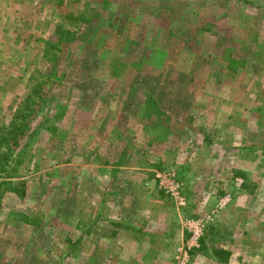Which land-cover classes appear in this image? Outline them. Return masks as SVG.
<instances>
[{
	"label": "rangeland",
	"instance_id": "obj_1",
	"mask_svg": "<svg viewBox=\"0 0 264 264\" xmlns=\"http://www.w3.org/2000/svg\"><path fill=\"white\" fill-rule=\"evenodd\" d=\"M158 256L264 264V0H0V264Z\"/></svg>",
	"mask_w": 264,
	"mask_h": 264
},
{
	"label": "built area",
	"instance_id": "obj_2",
	"mask_svg": "<svg viewBox=\"0 0 264 264\" xmlns=\"http://www.w3.org/2000/svg\"><path fill=\"white\" fill-rule=\"evenodd\" d=\"M155 180L159 189L165 191L166 193H170L173 197L179 199L181 204H183V198L180 194L182 185L181 182H179V179L176 178L175 170L173 168H168L161 172H157L155 174ZM188 224L190 226H193L197 224V222L189 221ZM196 230H192L191 228H189V231L192 232V235L189 245L187 243L188 248H190V246H198L197 240L201 233L200 230ZM191 240H193V242Z\"/></svg>",
	"mask_w": 264,
	"mask_h": 264
},
{
	"label": "crops",
	"instance_id": "obj_3",
	"mask_svg": "<svg viewBox=\"0 0 264 264\" xmlns=\"http://www.w3.org/2000/svg\"><path fill=\"white\" fill-rule=\"evenodd\" d=\"M142 106H143V104H142ZM149 107H150V105L148 103H144V108L145 109H149ZM140 117L142 118L143 116H140ZM160 124H161V121H160ZM179 136H180V133H179L178 129L175 128V130H174V139L178 138ZM156 141L159 142V138H157ZM152 181L154 182V186L156 185L155 188H157V184H155L156 180H155V173H154V171L152 173H149L148 176L142 178V180H140V186L143 187L146 191L152 190L153 187H150V184H151L150 182H152ZM113 224H114V226H111V228H108V232L109 233L107 234V237H106L107 239H109V238L110 239H113V238H116V237H120V236L126 235L130 231L129 230L130 228L128 227L130 224L128 226H126L125 228H123V227H120L119 228L120 223H116V222L115 223H111V225H113ZM131 228H132V225H131ZM122 231H123V233H122ZM178 250H180V248H178ZM159 258H160V256H158V259ZM158 259H157V261L153 259V261H150V262L151 263H155L156 262L155 264H162L161 263L162 260L161 259L158 260Z\"/></svg>",
	"mask_w": 264,
	"mask_h": 264
},
{
	"label": "trees",
	"instance_id": "obj_4",
	"mask_svg": "<svg viewBox=\"0 0 264 264\" xmlns=\"http://www.w3.org/2000/svg\"><path fill=\"white\" fill-rule=\"evenodd\" d=\"M58 32V31H57Z\"/></svg>",
	"mask_w": 264,
	"mask_h": 264
}]
</instances>
